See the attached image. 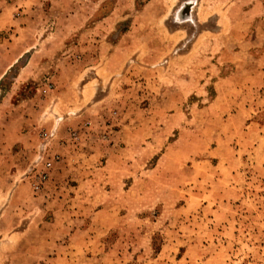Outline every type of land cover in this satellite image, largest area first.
Instances as JSON below:
<instances>
[{"label":"rangeland","instance_id":"374dc122","mask_svg":"<svg viewBox=\"0 0 264 264\" xmlns=\"http://www.w3.org/2000/svg\"><path fill=\"white\" fill-rule=\"evenodd\" d=\"M0 264H264V0H0Z\"/></svg>","mask_w":264,"mask_h":264}]
</instances>
